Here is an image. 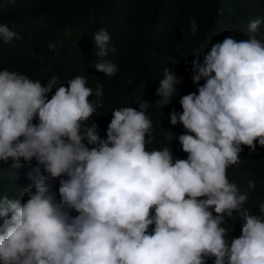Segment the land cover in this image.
Here are the masks:
<instances>
[{"label":"clouds","instance_id":"clouds-1","mask_svg":"<svg viewBox=\"0 0 264 264\" xmlns=\"http://www.w3.org/2000/svg\"><path fill=\"white\" fill-rule=\"evenodd\" d=\"M262 23L251 20L246 39L212 43L203 66L193 50L192 80L204 83L180 98L182 114L170 113L186 130L178 141L187 159L174 158L170 146L148 149V102L114 109L105 139L88 124L98 108L89 98H99L102 85L93 91L76 76L65 87L56 75L45 85L0 70V165L36 164L23 203L0 193V264H264V205L260 215L243 207L248 191L227 174L242 146L264 148ZM190 27L197 31L195 20ZM14 38L21 39L0 24V39ZM110 40L104 28L94 33L97 56L108 54ZM94 67L107 77L119 71L109 61ZM181 81L165 68L156 104L170 105ZM255 186L247 182L249 191ZM234 213L242 234L229 242L223 225Z\"/></svg>","mask_w":264,"mask_h":264},{"label":"trees","instance_id":"trees-1","mask_svg":"<svg viewBox=\"0 0 264 264\" xmlns=\"http://www.w3.org/2000/svg\"><path fill=\"white\" fill-rule=\"evenodd\" d=\"M257 18L264 20V0H0V24L21 37L10 43L0 39V70L22 73L45 85L52 75L58 76L65 87L76 76L86 77L93 91L97 84L102 85V95L89 98L98 108L88 124L105 139L114 109L130 106L138 110L140 102H148L152 105L148 114L153 124V141L148 149L170 146L174 158L187 159L178 141L186 130L170 123V113L175 109L182 114L180 98L196 92L204 83H193L192 76L198 72L192 70V52L200 49L199 62L203 66V55L212 43L228 36L246 39L248 23ZM191 20L197 24L195 33ZM101 28L111 36L104 57L96 55L93 42L94 33ZM259 30L264 31V23ZM50 43L56 48L49 49ZM103 61L117 65L115 76L107 77L95 69V64ZM165 68L182 81L176 85L172 103L163 107L156 104L159 98L155 93ZM55 91L53 88L49 99ZM242 147L239 164L227 169L228 179L242 192L248 191L249 199L243 207L260 215L264 205V148L258 143L255 152ZM35 168V161L22 162L18 169H12L10 161L0 165V193L23 203L27 198L19 193L33 186L29 174L35 175ZM250 180L256 186L249 191ZM58 187L57 181V192ZM223 226L231 229L229 242L242 234L237 213ZM213 259L206 264H213Z\"/></svg>","mask_w":264,"mask_h":264}]
</instances>
